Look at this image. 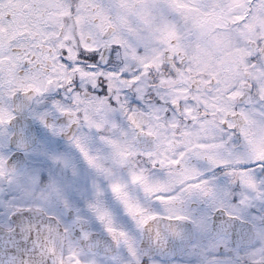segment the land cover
<instances>
[{
	"label": "snow or ice",
	"instance_id": "snow-or-ice-1",
	"mask_svg": "<svg viewBox=\"0 0 264 264\" xmlns=\"http://www.w3.org/2000/svg\"><path fill=\"white\" fill-rule=\"evenodd\" d=\"M0 264H264V0H0Z\"/></svg>",
	"mask_w": 264,
	"mask_h": 264
}]
</instances>
